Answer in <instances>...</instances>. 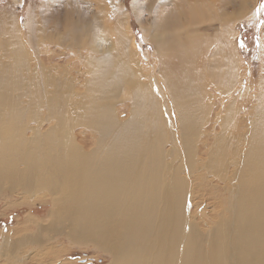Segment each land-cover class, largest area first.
Instances as JSON below:
<instances>
[{"label":"bare ground","instance_id":"6f19581e","mask_svg":"<svg viewBox=\"0 0 264 264\" xmlns=\"http://www.w3.org/2000/svg\"><path fill=\"white\" fill-rule=\"evenodd\" d=\"M150 1L155 18L143 36L151 33L161 67L146 75L148 82L119 0H110L113 11L100 7L89 23L65 19L59 42L85 50L78 54L86 67L83 93L72 75L32 65L25 42L1 15L0 36L7 34L14 48L4 39L0 49V193L49 199L50 220L28 216L26 222L94 245L109 255L107 264H264V75L247 131L233 133L239 105H224V97L238 85L242 64L227 13L217 0H169V10L166 0ZM101 15L113 22L106 25ZM214 21L220 23L214 34L199 30ZM213 104L222 105L215 120L220 131L203 164L228 197L213 225L202 229L190 214L195 190L187 176L199 168L198 142ZM122 105L129 107L126 118ZM87 130L98 137L92 140ZM27 235L4 248L0 242L9 264H17L21 242H42Z\"/></svg>","mask_w":264,"mask_h":264},{"label":"rangeland","instance_id":"374dc122","mask_svg":"<svg viewBox=\"0 0 264 264\" xmlns=\"http://www.w3.org/2000/svg\"><path fill=\"white\" fill-rule=\"evenodd\" d=\"M134 1L136 2L133 9L132 4ZM120 2L128 12V20L134 36L138 60L143 67L144 80L148 82L146 75L154 76L158 67H161L159 59L154 57V44L153 40L151 41V33L148 32V36L146 34L145 37L143 36L146 33L147 25L155 18L153 6L151 7V11L147 10L152 2L150 0H119ZM216 4L219 7L222 6L221 8L227 13L228 21L226 23H228V27H232L231 29L235 30V34L231 33L232 41L242 64L241 75L237 77V80H239L238 85L228 97H224V105L232 101H235L236 105H239L237 106L239 107L238 114L241 115L237 114L239 120L237 119L238 122L234 124L235 129L233 133L241 134L247 131L246 129L249 126L248 116H250L249 113H251L254 106V94L257 91L254 89L257 87L260 74L264 75V71L261 72V67L262 65L264 66V52L262 47V35L264 34V0H217ZM165 5L168 8L167 10L172 8L169 0H166ZM103 6L110 8L112 11L115 9L110 0H0V31H2L1 24L6 25L1 22V20L5 21L1 19V15L6 14L5 18L16 29L19 40L25 42L24 45H26L25 48L32 65L37 62H42L45 69L54 67L56 69L55 72H53L54 69L52 71L54 74L63 72L65 76L64 72H66V75H72L73 78H76L72 81L73 84L77 85V92L83 93L86 67L78 57V54L84 53L85 50H80L79 46H77L79 44L77 43L68 47L67 44H61L62 41L59 42V39L63 35L64 21L66 18L81 23H89L96 18V15L100 14V7ZM101 16L102 22L106 25L113 22V19L108 18L106 20L103 15ZM28 27H31L33 31H31V28L28 30ZM218 29H220V23L218 21L212 22L211 25L203 24L199 27L201 32L209 34ZM7 38V34L4 35L1 32L0 43L2 44L0 45V49L7 45L3 43L4 39L5 43H9L7 46L11 50L14 48V43L10 42ZM110 40L111 38H108L107 41L106 39H100L102 45L110 44ZM5 50L9 52L7 53L9 55L6 54L4 56L9 57L12 52L8 51L7 48ZM0 55H3L1 50ZM98 55L102 56L103 54L98 53ZM173 64L171 67H173ZM174 66L176 65L174 64ZM247 71L250 72V78L247 77ZM49 89L52 90L51 87ZM216 101H218L217 98ZM122 106L120 116L126 118L129 113V107ZM212 106L208 115L209 119L207 117V122L203 124V132L198 142V151L196 150L198 155L197 167L200 169L197 168L194 170V174L196 173L194 177L187 176L189 187L195 190V201L193 200L190 206V214L196 217L194 220L199 222L202 229H207L213 225L214 218L221 210V203L228 197L227 193L223 191V182L221 181V183L217 178L212 176L213 174L209 175L212 177L210 179L205 174L207 169L203 164L205 163V159L208 158L209 152L213 148L220 131L219 121L216 122L215 120L216 114L222 112V105H220V108L215 104ZM169 108L172 114L168 116L170 121L172 120L171 127L173 125V129L176 130L178 125L177 112L173 110V107L170 106ZM240 110H242L241 113ZM212 115L215 117L213 118ZM244 117H246L245 120ZM216 124L217 126H215ZM41 125L43 129L49 126L46 122H42ZM168 126L169 124H167ZM80 128V126L76 127L75 131L79 132L81 130ZM215 131L218 133L217 136ZM94 133L95 131L92 132L89 130L86 132L87 136L91 137L92 140L98 137ZM176 135H178L177 131ZM170 147V143L167 142L165 148L169 149ZM231 169L232 167L229 165L226 172L228 175ZM183 173H186V171H183ZM209 191L213 193L212 198L207 195ZM0 194V242H2V248L14 242L16 239H20L19 236L22 235L24 237L25 234H29L27 236L34 235L36 239H42L41 243L38 241L30 243L29 240L23 241V243L21 242L20 244L22 245L17 246L22 252L19 251L17 255V264H107L109 262V255L97 250L92 244L73 243L69 240L67 232L65 231L53 233L42 228V225L39 226L36 222H26L28 216H32L41 221L50 220L51 217L48 213L52 206L49 199L38 196L39 198L29 200L26 196L22 199L19 195L10 192ZM213 203H216L220 207H217L213 211L210 209ZM46 224L44 222L43 225L46 226ZM4 237L9 238V240L3 244ZM2 251L0 249V264L12 263V260L7 259Z\"/></svg>","mask_w":264,"mask_h":264}]
</instances>
